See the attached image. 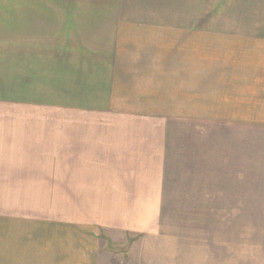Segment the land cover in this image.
<instances>
[{
    "label": "crops",
    "instance_id": "crops-1",
    "mask_svg": "<svg viewBox=\"0 0 264 264\" xmlns=\"http://www.w3.org/2000/svg\"><path fill=\"white\" fill-rule=\"evenodd\" d=\"M85 17L48 18L44 27L63 37L21 44L28 74L16 104L0 105V264H217L215 238L161 224L177 170H189L180 185L197 181L199 190L207 133L119 103L134 100L126 87L137 84V65L147 76L151 60L132 59L111 35L84 38L75 22ZM28 19L17 30L26 32Z\"/></svg>",
    "mask_w": 264,
    "mask_h": 264
},
{
    "label": "rangeland",
    "instance_id": "rangeland-1",
    "mask_svg": "<svg viewBox=\"0 0 264 264\" xmlns=\"http://www.w3.org/2000/svg\"><path fill=\"white\" fill-rule=\"evenodd\" d=\"M65 14L86 16L75 22L88 31H78L84 38L111 35L132 59L151 60L147 76L137 65V84L126 87L123 96L134 100L119 103L162 110L210 139L201 149L199 190L197 181L180 185L187 168L173 176L180 183L164 198L166 231L215 238L217 264H264V0H0L2 107L16 104L20 76L23 83L28 74L20 49L63 37L44 24ZM35 15L36 24L28 19ZM22 18L31 23L26 32L17 30Z\"/></svg>",
    "mask_w": 264,
    "mask_h": 264
}]
</instances>
